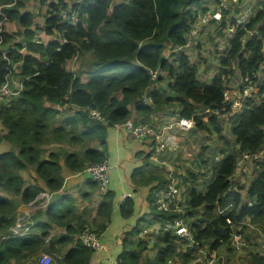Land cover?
Segmentation results:
<instances>
[{
	"label": "trees",
	"instance_id": "trees-1",
	"mask_svg": "<svg viewBox=\"0 0 264 264\" xmlns=\"http://www.w3.org/2000/svg\"><path fill=\"white\" fill-rule=\"evenodd\" d=\"M10 1L0 0V21L15 22L21 30L14 35L21 38L12 40L11 32L3 24L0 27V84L12 72L20 89L0 104V190L7 194L0 193V233L12 224L18 203H27L40 191L53 192V196L44 208L29 215L25 234H0V264H40L39 256L37 262L27 261V257H34L41 249L60 253L57 264H88L92 249L81 244L75 234L81 226H92L75 212L74 199L58 192L63 168L77 172L88 163L103 161L108 126L128 118L131 109L134 121H153L156 108L171 102L177 105V116L192 118L190 131L211 132L209 125H213L220 133L215 124L217 113L227 114L228 134L236 154L215 143H201L193 156L195 167L185 166L176 177L182 212L160 211L153 199L169 181L160 175L161 170L168 171L163 164L157 166L159 156L146 159L150 149L143 166L132 170L137 185L156 180L148 185L145 197L149 213L140 215L122 232L115 264H139L144 250L152 253L147 255L146 264H164L178 254L177 245H184L187 252H179L183 256L195 249L170 232L158 236L153 244L134 236L142 226L175 217H182L199 245L210 250L230 240L231 225L247 221L264 227V158L253 161L258 168L239 184L235 182L240 172L234 171L242 154L252 155L264 143V0H251L254 3L248 21L236 28L224 50L213 51L208 80L197 75L188 47L200 30L204 31L205 25L190 34L196 14L210 5L206 0H124L112 5L111 0H73L68 3L76 12L72 22L57 16L58 10L67 6L65 0H32L39 10L43 7L38 32L31 27L35 13L26 7L28 0ZM249 2L239 0L235 11L232 8L222 13L215 24L218 36L225 22L232 21ZM39 32L46 38H34ZM83 55H87L89 67L87 78L81 80L65 64ZM154 68L162 73L152 77L149 70ZM234 73L241 82L247 77L252 88L249 96L242 97L239 108L230 110L222 91ZM240 84L236 85L239 91ZM87 108L98 110L102 120L90 118ZM224 144L229 146L226 141ZM44 145L53 148L46 150ZM210 148H217L215 158L205 156ZM174 154L177 157V152ZM23 172L28 173L26 178ZM178 177L184 182L181 191ZM88 182L91 188L96 186L91 177ZM112 200L107 188L96 203L91 221L99 235L104 222L109 221ZM132 210L130 197L118 204L122 217H129ZM231 249L235 252L233 246ZM246 264H264V259L258 251H251Z\"/></svg>",
	"mask_w": 264,
	"mask_h": 264
},
{
	"label": "built area",
	"instance_id": "built-area-1",
	"mask_svg": "<svg viewBox=\"0 0 264 264\" xmlns=\"http://www.w3.org/2000/svg\"><path fill=\"white\" fill-rule=\"evenodd\" d=\"M238 1L239 0H216V2L210 5L205 11L197 13L194 25L190 29V34H194L197 28L199 29L211 21L215 24H218L222 13L226 10L231 11ZM253 3V1H250L248 4H245L239 10V12L233 16L232 21L227 20L225 22L221 34L215 40L214 49L217 51L224 50L225 46L228 44L229 37L235 32L236 28L242 27L248 21ZM57 16L60 20L72 22L76 18V12L70 6H66L58 10ZM149 72L152 77H154L158 72L162 73L161 69L158 68L149 70ZM242 80L244 82H241L239 76L238 82L241 83L240 91L238 87L223 89L222 91L223 100L228 102L230 110L238 109L242 97L249 96L251 94L252 86L248 82V78L244 77ZM10 81L13 84V89H10L8 86ZM16 82H18V87L14 86ZM19 89V81L13 79L11 77V72H8L4 77V81L0 84V102L3 101L7 96H10L12 93H16ZM203 111H209V109L204 108ZM87 113L90 118L102 120L99 111L94 108H87ZM112 126L115 128L120 126L123 127L131 136V138L136 141H143L149 138L152 142L150 148L152 149L151 156L154 160H156L166 147L168 128L173 127L177 130L187 131L193 126V120L191 117L186 118L177 116L166 125H157L155 123L136 122L130 118H126L120 122H114ZM247 156L248 155L244 153L240 158L242 159ZM241 159H239V163L241 162ZM77 173L87 175L96 180V191L98 196L106 192L108 188V163L105 159L98 163H88L80 171H77ZM168 180L169 181L165 188L156 192L153 199V205L155 209L160 211L173 210L182 212L183 205L180 204L178 187L176 186V178L172 176L171 171H168ZM52 196L53 192L40 191L32 200L24 203V210H22L19 215L15 216L12 224L8 227L7 233L3 234L2 236L25 234L28 231L30 224L29 215L38 209L44 208L49 203ZM225 220L230 224V220L228 218H225ZM251 225L252 224H249L248 226ZM165 232H170L177 237L184 239L185 244L189 247L197 248L200 246L199 241L194 239L191 231L182 217H175L171 221H164L162 223L142 226L134 236L137 239L146 241L148 244H153L157 240L158 236H161ZM75 236L81 244L91 248L94 252L104 248V244L100 238V235L90 229L83 228L82 230L78 231ZM256 237L255 240L257 241V251L264 259V230L259 229ZM235 241L236 242L234 246L237 247L243 243V241L239 239H235ZM202 247L209 249L207 246ZM49 260L50 257L47 254L41 253L38 257V262L40 264H48ZM114 262L115 260L113 261V264Z\"/></svg>",
	"mask_w": 264,
	"mask_h": 264
},
{
	"label": "rangeland",
	"instance_id": "rangeland-1",
	"mask_svg": "<svg viewBox=\"0 0 264 264\" xmlns=\"http://www.w3.org/2000/svg\"><path fill=\"white\" fill-rule=\"evenodd\" d=\"M13 1H15V0H11L10 3H12ZM65 1L67 2V6H68V3H70L73 0H65ZM117 1H124V0H111L110 5H112L113 3L117 2ZM206 1H209V0H206ZM25 5L27 8H31L32 11L35 13L34 16L32 17L31 27L33 26L34 30H36L38 32L39 31L38 27L42 23V17L40 16V11L43 10V7H41L42 9L39 10V6H37L36 3H34L32 0L26 1ZM236 6L237 5L235 4L233 7L234 11L236 10ZM0 23H1L0 27H2V24H3V28L7 29L8 32H11L10 34H11L12 40H19L21 38L19 35H14V32L17 29L21 30V27H19L15 22L2 20V21H0ZM215 27H216L215 23H213V22L211 24H206L205 27H203L204 31L202 32L200 30L198 36L196 38H194L188 46V47H190V51L192 52V59L191 58L190 59L195 62L196 68H197L196 72L200 78H207L209 76L208 71H210L211 62L214 61V57H213L214 52L213 51L216 50V49H214V46H215V40L218 37L217 33L215 32V29H216ZM34 38L45 39L46 35L39 32V33H36L34 35ZM14 66L15 65L12 64V68ZM65 67L69 70H72L74 73H77L79 75V78L81 80H84L88 76L86 73V68L89 67L87 55L86 56L83 55L80 57L75 56V57L68 59L66 61ZM14 69H15V67H14ZM12 71H13V69H12ZM257 75L261 76L260 71L257 72ZM13 76L17 77V75H13ZM15 80H16V78H15ZM163 81L164 80H162L161 82H163ZM229 82L231 84L230 87H229L230 84L227 86V84ZM236 82H237V76H236V73H234V75L224 85V89L235 88V86L232 85V83H236ZM8 86L10 89H13V87H12L13 84L11 81L8 83ZM14 86L18 87V82H16V84H14ZM12 95L15 96V93L14 94L12 93L10 96H7L6 98H4V100L1 101L0 104H2V103L5 104L10 98L13 97ZM176 108H177L176 103L171 102L169 104L161 106L160 108H156V112L154 115L158 116L159 118H160V116H162L164 114L173 115L174 114L173 112H174V110H176ZM217 115H218V123H215V124H217V126H219V129H220L219 132L220 133L215 131V127L213 125H209L211 127L210 128L211 132H201V131L194 130V131L189 132V133H187V132H185V133L175 132V134L170 133L168 135L167 142L171 145L172 144L176 145V148H177L176 152L178 154V155H176L177 161H179L182 169H183L184 165L186 167L191 168V169L193 167H195V163L193 162V156L197 153L198 149L200 150V148H199L200 144L204 143V142L211 143L212 145L215 143L217 146H219V148L223 147L224 150L229 151V152H233L236 154V148L233 145V143L231 142V137L228 134L227 114L217 113ZM141 122L142 123H144V122L145 123H151L150 120L145 119V118L143 120H141ZM1 127L2 126L0 124V128ZM202 134H204V137L200 138V136ZM221 134L224 136V138H218V136H220ZM224 141L228 142L229 146H226L224 144ZM44 148L47 150L48 148H53V147L50 145H44ZM216 153H217V148H210L208 150V154H206L205 156L208 159H210L211 157L215 158ZM262 158H264V143H263L260 150H258L257 152H255L252 155H249L248 159L243 160L236 165V169L234 171L240 172V174L237 175V177H236L237 182H235V183L239 184L240 182H242V179H244V177L247 180L248 177L250 176L249 173H252L254 170H256L258 168V166L255 165L253 161H260ZM185 162H189V163L187 164ZM156 163H157V166H160L162 164L161 162H156ZM244 169L247 170V173H245V174H243L241 172ZM161 171L162 172H160V175H162L164 178H168V172L165 173V171L164 172H163V170H161ZM174 173L175 172H172V176L174 178H176L178 174H174ZM26 174H28V173L23 172V175L25 178H26ZM177 183H178L179 189L181 191L184 187V182H182L181 178L178 177ZM197 184H199L198 186L201 185L199 180H198ZM0 193L7 195L5 192H3L1 190H0ZM24 208H25V205H23L22 202L18 203L13 218H15V216L19 215L21 213V211L24 210ZM40 216L41 215L37 214L38 218H40ZM95 218H96V216H95ZM88 221L92 227L81 226V229L87 228V229H90L92 231H95V228L93 226V222L91 221V219ZM242 222H245L246 225L242 226V224H241ZM242 222H240V224L238 223L237 225H234V226L231 225L230 240H227L226 242H224L223 244L218 246L216 249L209 250V249L203 248L202 246H199L195 249L190 250V252H188V254H185V256H183V255L179 254V252L182 253V252H187V251L185 250L184 245L180 244V245L176 246V252H178V250H179L178 254L171 255V257L166 259L164 264H238V263H236L237 262L236 258L237 259L239 258L238 256H239V254H242L243 250H241L242 249L241 247H238L237 250L235 249V252L231 249V246L235 245V242H236L235 239L245 241V240H247V237L249 239H250V237L255 238L256 234L259 232V229L260 230L264 229L263 226H260L256 223L254 225L252 224L251 226H248L251 222H247V221H242ZM7 231L1 232L0 234H5V233H7ZM120 250H121V246L117 252L114 250L111 251V254L109 257L113 258V259L116 258L118 253L120 252ZM41 253L47 254L50 257L48 264H57V260L60 257V253H58L55 250H46V249H44V250L41 249L40 253L34 255V257H27V261L34 260L37 262V257ZM150 254H152V253L150 251H146V250L141 252L139 264H146L147 255H150ZM224 260H226V262H224ZM104 264H108V261H107V263H104Z\"/></svg>",
	"mask_w": 264,
	"mask_h": 264
},
{
	"label": "crops",
	"instance_id": "crops-1",
	"mask_svg": "<svg viewBox=\"0 0 264 264\" xmlns=\"http://www.w3.org/2000/svg\"><path fill=\"white\" fill-rule=\"evenodd\" d=\"M207 3H212L206 1ZM209 5V6H210ZM197 43V42H196ZM189 45V44H188ZM237 76V82L232 83L236 87L239 81V75ZM207 78H201L202 80H208ZM230 82L227 84V86ZM231 84L229 85V87ZM177 109V108H176ZM175 111V110H174ZM173 115L164 114L160 118L156 115H152L151 123L157 125H166L172 119L177 117V114L173 112ZM135 112L133 109L130 110L128 118L133 119ZM175 132H192L190 130L181 131L176 128L169 127L167 131V137L170 133L175 134ZM106 143V162L108 163V190L112 192V208L110 212L109 221L104 222V226L100 231V238L103 241L104 248L101 250L92 251L91 259L88 264H113V261L116 258H110L111 251H118L121 246V236L122 232L127 229L130 225L134 224L140 215H148L149 206L145 200L146 193L148 190V185L155 182L152 180L144 183L143 185L136 184L132 177V170L135 167L143 166V158L145 154L149 153L151 148V140L149 138L143 141H136L131 138V136L126 132L123 127H113L108 126L105 136ZM92 145H97V142H93ZM3 145H0V149ZM177 151L175 144H169L166 140V147L162 152L163 156H159L160 162L164 165L165 170L175 172L178 175H181L184 172L181 168L177 157H175L174 152ZM161 154V155H162ZM147 160H154L153 157L148 155ZM158 159V158H157ZM189 163V162H185ZM144 169H149L144 166ZM247 173V170L244 169L242 172ZM164 172V171H163ZM89 176L71 172L63 168V181L58 192L65 193L71 196L74 199L75 212L79 214L82 218L90 220L94 216V209L99 196L97 195L96 186L91 188L89 186ZM130 197L133 201V210L129 217H122L118 213V204L122 201L123 198ZM253 224V223H250ZM56 229V228H55ZM60 229V230H59ZM60 232L61 228H57ZM56 232V230H54ZM256 238L250 237L246 241H243L241 247L243 250L242 254H239V258L236 263L244 264L248 262V257H250V252H257V241ZM256 243V244H253ZM234 249L237 250V246H234ZM240 253V252H239ZM247 261V262H246ZM115 264V262H114Z\"/></svg>",
	"mask_w": 264,
	"mask_h": 264
}]
</instances>
